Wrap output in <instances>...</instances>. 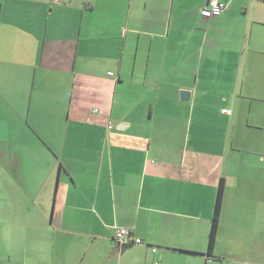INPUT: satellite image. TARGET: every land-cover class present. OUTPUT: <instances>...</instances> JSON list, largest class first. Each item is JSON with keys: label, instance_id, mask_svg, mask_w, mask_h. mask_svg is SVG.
<instances>
[{"label": "crops", "instance_id": "0c3cea01", "mask_svg": "<svg viewBox=\"0 0 264 264\" xmlns=\"http://www.w3.org/2000/svg\"><path fill=\"white\" fill-rule=\"evenodd\" d=\"M219 1L0 0V264H264V0Z\"/></svg>", "mask_w": 264, "mask_h": 264}, {"label": "built area", "instance_id": "2783aa9c", "mask_svg": "<svg viewBox=\"0 0 264 264\" xmlns=\"http://www.w3.org/2000/svg\"><path fill=\"white\" fill-rule=\"evenodd\" d=\"M55 3H60L63 0H52ZM225 5L219 0H208L207 4L200 9V14L203 17H213L218 16L222 13ZM112 75V72L108 73ZM114 238L116 243L120 247H127L131 245L142 244V239L133 235L132 231L127 227H117L115 230ZM152 252L156 251V247L151 248ZM150 264H159V261L153 260ZM206 264H210L209 262ZM231 264H258L246 260H232Z\"/></svg>", "mask_w": 264, "mask_h": 264}, {"label": "trees", "instance_id": "16d2710c", "mask_svg": "<svg viewBox=\"0 0 264 264\" xmlns=\"http://www.w3.org/2000/svg\"><path fill=\"white\" fill-rule=\"evenodd\" d=\"M222 182H220L218 189H217V195L215 199V205H214V212H213V218H212V223L210 227V234L208 238V250L209 253H211L213 244H214V239H215V233H216V225H217V219L220 211V201H221V196H222Z\"/></svg>", "mask_w": 264, "mask_h": 264}, {"label": "rangeland", "instance_id": "374dc122", "mask_svg": "<svg viewBox=\"0 0 264 264\" xmlns=\"http://www.w3.org/2000/svg\"><path fill=\"white\" fill-rule=\"evenodd\" d=\"M175 120H176V117H173L172 116V118L169 120V122H170L169 124H172ZM167 128H168V126H166V125H163L160 128L155 125L153 127V130H145V132L148 135L151 134L152 135V138L153 137L155 138L156 135L161 134V139H164V140H166V138H168L170 140H172V139L173 140H179L182 137V135H181L182 132L180 130L175 131V132L169 134L168 137H167L166 136V134H167L166 129Z\"/></svg>", "mask_w": 264, "mask_h": 264}, {"label": "water", "instance_id": "95a60500", "mask_svg": "<svg viewBox=\"0 0 264 264\" xmlns=\"http://www.w3.org/2000/svg\"><path fill=\"white\" fill-rule=\"evenodd\" d=\"M187 95V91H181L180 92V96L184 99V96Z\"/></svg>", "mask_w": 264, "mask_h": 264}]
</instances>
